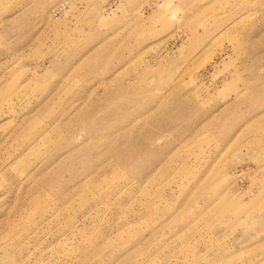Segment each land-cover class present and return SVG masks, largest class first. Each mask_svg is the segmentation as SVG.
Segmentation results:
<instances>
[{"label":"rangeland","instance_id":"1","mask_svg":"<svg viewBox=\"0 0 264 264\" xmlns=\"http://www.w3.org/2000/svg\"><path fill=\"white\" fill-rule=\"evenodd\" d=\"M0 264H264V0H0Z\"/></svg>","mask_w":264,"mask_h":264},{"label":"bare ground","instance_id":"2","mask_svg":"<svg viewBox=\"0 0 264 264\" xmlns=\"http://www.w3.org/2000/svg\"><path fill=\"white\" fill-rule=\"evenodd\" d=\"M226 85H229V84H226ZM226 85H225V87L228 88Z\"/></svg>","mask_w":264,"mask_h":264}]
</instances>
